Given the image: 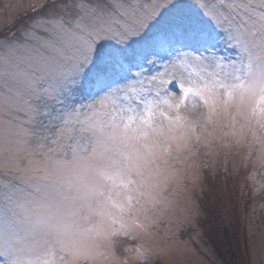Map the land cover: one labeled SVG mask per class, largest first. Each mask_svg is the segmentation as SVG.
Instances as JSON below:
<instances>
[{"label":"snow or ice","instance_id":"1","mask_svg":"<svg viewBox=\"0 0 264 264\" xmlns=\"http://www.w3.org/2000/svg\"><path fill=\"white\" fill-rule=\"evenodd\" d=\"M30 15L0 32V264H151L170 250L152 211L172 153L264 143V0H40ZM239 227L233 208L205 230L238 253Z\"/></svg>","mask_w":264,"mask_h":264},{"label":"rangeland","instance_id":"2","mask_svg":"<svg viewBox=\"0 0 264 264\" xmlns=\"http://www.w3.org/2000/svg\"><path fill=\"white\" fill-rule=\"evenodd\" d=\"M39 2L0 0V32L19 29L31 19L30 13ZM188 114L195 116L198 112ZM181 148L172 153L171 162L162 169L157 189L159 202L152 211L153 244L170 247V250L158 254L151 264H225L199 226L206 203L203 191L211 190V184L216 186L215 183L219 188L226 187L222 205L232 200L233 192L240 191V195L243 192L242 199L235 202L239 207L245 206L239 234L243 249L247 241L250 251L248 261L244 254V261L245 264H264V166L260 164L264 143L251 134L246 138L238 134L230 137L227 144L217 139L213 144L202 141L199 145L193 143ZM218 172L223 173L219 181ZM208 181H212L211 184H206ZM248 191L252 194L250 200L245 196ZM228 206L225 211L231 210ZM123 242L130 244L133 240L124 235L116 238L117 245Z\"/></svg>","mask_w":264,"mask_h":264},{"label":"trees","instance_id":"3","mask_svg":"<svg viewBox=\"0 0 264 264\" xmlns=\"http://www.w3.org/2000/svg\"><path fill=\"white\" fill-rule=\"evenodd\" d=\"M206 172V171H205ZM221 174H223L222 172H218L216 175L217 181L220 180V176ZM212 181H208L206 182V184H211ZM234 183V181L232 182ZM216 186H214L213 184H211V190H205L204 192V196L203 201H205L206 203H204V207H203V212L204 214L202 215V217L200 218V225L201 228L204 230V234L205 236L208 238L209 240H211V244H213V246H215V249L217 251V253L219 254L220 258H222V260L224 261L225 264H229V262H233V264H235V262L239 261L241 262V264H245V253H244V249H243V245L241 242V238H240V250L237 253L234 249H232L229 244L225 241H223L215 231L208 233L206 232V226L208 224H210L213 220V218H219V216L221 214H223L225 212V209L227 207V205H229L228 207H230V209L232 210L233 208L239 213V219L241 220V216H242V212H244V207H239V205L235 202L237 201V199H242V194L243 192H241V195L239 194V192L235 193L233 192L231 195V199L229 200L230 202L226 205H222V198L224 195H226V187H222L219 188V185L217 183H215ZM234 184H232L233 186ZM215 187V188H213ZM217 187V188H216ZM221 187V186H220ZM238 188H235L234 190H238ZM202 192V193H203ZM247 194L245 195L247 198H249L252 196V194L248 191L246 192ZM206 198V199H205ZM222 202V204H220ZM241 223V222H240ZM241 228V224L239 227V231ZM238 235L240 237V234L238 232ZM247 256V261H248V255ZM234 260V261H233Z\"/></svg>","mask_w":264,"mask_h":264}]
</instances>
